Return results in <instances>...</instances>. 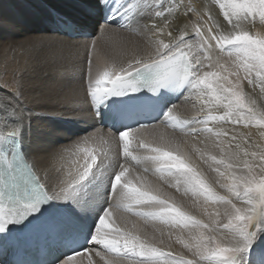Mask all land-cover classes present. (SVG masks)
Returning a JSON list of instances; mask_svg holds the SVG:
<instances>
[{
    "label": "snow or ice",
    "instance_id": "obj_1",
    "mask_svg": "<svg viewBox=\"0 0 264 264\" xmlns=\"http://www.w3.org/2000/svg\"><path fill=\"white\" fill-rule=\"evenodd\" d=\"M212 3L223 22L212 4L186 0H72L75 17L50 11L63 35L89 40L87 100L107 131L70 137L50 184L24 154L23 109L0 111V252L38 245L43 264H264V143L241 130L264 138V109L242 86L264 93V0ZM125 34L145 47L133 42L127 59L100 53L98 41L126 45ZM181 101H195L192 117Z\"/></svg>",
    "mask_w": 264,
    "mask_h": 264
},
{
    "label": "bare ground",
    "instance_id": "obj_2",
    "mask_svg": "<svg viewBox=\"0 0 264 264\" xmlns=\"http://www.w3.org/2000/svg\"><path fill=\"white\" fill-rule=\"evenodd\" d=\"M186 2H194L198 9L212 4L213 15L223 22L212 0ZM71 3L72 0H0V111H7L13 106L23 109L27 125L24 150L38 173L42 176L46 174L50 184L61 178L54 156L58 149L68 144L70 137L80 132L81 136L89 134L94 126L102 132L107 131L93 117L87 100L85 69L88 54L85 45L89 40L69 39L57 34L50 17L51 10L75 17ZM95 27L96 18L89 29ZM257 30L264 31V28L257 25ZM125 35L126 45L98 41V50L103 55L127 59L133 42L141 48L145 47L143 38ZM212 55L215 56L216 52L213 51ZM93 59L95 61V55ZM73 67L75 71H72ZM18 81H22L20 93L16 91ZM242 86L249 91L253 88L247 83ZM194 102L181 101L178 109L181 115L192 117L195 110L191 104ZM256 107L264 109V93L259 94ZM160 130L172 134L171 129H163V126ZM241 130L251 132L252 139L264 143L257 128ZM176 135L179 136V133ZM188 140L186 147L191 150L194 142L191 138ZM149 179L163 192L183 202L193 214L201 215L202 210L193 205L189 197L169 188L164 180L156 176ZM175 240L173 235L172 250L182 251Z\"/></svg>",
    "mask_w": 264,
    "mask_h": 264
},
{
    "label": "rangeland",
    "instance_id": "obj_3",
    "mask_svg": "<svg viewBox=\"0 0 264 264\" xmlns=\"http://www.w3.org/2000/svg\"><path fill=\"white\" fill-rule=\"evenodd\" d=\"M99 20V22H100V17H98V18H96V20ZM54 26V25H53ZM55 30V29H54ZM96 31V30H95ZM5 82H7L6 80H5ZM246 83L244 82L243 83V85H245ZM246 91V93H247V96H248V98H250V99H254L255 101H256V103H257V98H259V94L261 93L260 91H259V88H252V90L251 91H249V90H245ZM263 94V93H262ZM81 132L79 133V136H81Z\"/></svg>",
    "mask_w": 264,
    "mask_h": 264
}]
</instances>
